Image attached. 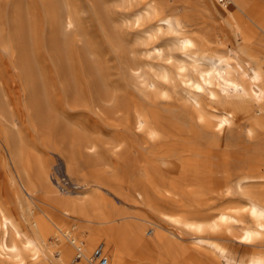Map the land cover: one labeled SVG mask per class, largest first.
<instances>
[{"label": "bare ground", "instance_id": "6f19581e", "mask_svg": "<svg viewBox=\"0 0 264 264\" xmlns=\"http://www.w3.org/2000/svg\"><path fill=\"white\" fill-rule=\"evenodd\" d=\"M134 1L133 13L121 19L106 4L103 9L96 5L98 14H103L100 18L108 40L121 60L122 73L138 90V101L119 100L110 88L108 72L93 60L96 50L82 52L94 100L99 105L112 102L109 111L119 113L106 122L110 132L96 130L97 135H92L69 122L57 126L53 136L46 125L48 105L34 94L37 89L30 83L38 79L33 76L36 68L30 65L33 60L25 69L34 79H26L33 91L32 96V91L26 93L30 94L27 108L36 136L33 143L25 140L19 118L8 112L10 103L0 92V123L7 126V151L25 195L16 193L14 206H7L0 195V264H97L98 248L108 257V264H264V252L233 260L219 244L203 236L205 231L225 229L239 242L264 241V9L245 14L243 8L250 0L221 4L219 0H182L179 13L171 0ZM56 2L53 7L49 4L50 23L57 26L56 33L51 32V44H58L57 49L52 46L61 61L64 52L58 48L63 40L58 39L63 35H59L79 20L77 11L61 13ZM189 8L200 15L190 16ZM15 15L10 16L13 27L9 25L13 56L22 52L21 41H30L22 40V31L29 25L22 20L25 26H21ZM204 17L219 20L225 29H211ZM129 22L141 32L134 39L124 32L123 26ZM2 29L0 21V34ZM64 35L66 40L68 33ZM142 50L159 61L148 64L137 54ZM68 65L62 68L67 70L65 75ZM178 81L180 113L170 112L163 104L177 90ZM76 84L66 82L67 90L75 89ZM236 122L242 129L240 138L227 133ZM243 140L260 147L246 151L248 144ZM108 153L117 160L108 161ZM54 155L64 160L76 188L62 190L54 183ZM217 157H222L220 163L215 161ZM179 193L189 199L180 205L199 210L215 195H237L243 201L218 207L216 214L212 211L215 216L210 214L213 217L203 215L211 212L209 206V213L173 214L154 199L172 200ZM40 195L47 205L39 202ZM113 198L142 202L159 212L161 219L181 223L195 235L184 243L176 230L146 212L114 203ZM14 208L18 215L12 213Z\"/></svg>", "mask_w": 264, "mask_h": 264}, {"label": "rangeland", "instance_id": "374dc122", "mask_svg": "<svg viewBox=\"0 0 264 264\" xmlns=\"http://www.w3.org/2000/svg\"><path fill=\"white\" fill-rule=\"evenodd\" d=\"M47 0H0V21L3 23V29L2 33V39L7 41H3L0 43V81L2 80V84L0 82L2 95L5 96L6 99H8L10 103V110L8 112L11 113V111L14 112L15 116L19 118L20 121V128L24 131V138L28 143H33L36 140V136L34 134V131L31 127L30 122V115L27 108V97L29 95L33 94V91L30 88L28 89V83L27 80L31 75L28 76L26 73L29 63L33 67L32 69L36 68V75L33 76L37 77L38 79L35 80L33 89H37V91H34V94L36 96L39 95L45 103H47V113L46 115V125L49 127L50 132L53 136L56 135V129L57 126H61L60 124L64 123H74L75 125H78L80 127H84L85 129L89 130L92 135H97L96 130L102 131V133L106 134L110 132L111 130L108 128L106 122L109 120L116 119L119 117V113H111L109 111V108L111 107L112 102L108 101L102 104H98L92 96L91 90H90V84H89V78H88V71L87 67L84 65V60L82 57H84L83 53L85 49V52L89 50L90 48H94L96 50V54L93 56V60L98 62L102 69H104L107 74H109V77L111 79V89L112 91L117 94V97L119 100H131V101H138L139 100V93L137 88L128 82V80L125 78L124 74L122 73V64L121 60L119 58L118 53L114 50V47L112 43L108 40V33H105V30L103 28L104 24L100 18V16H103L102 12L100 15L97 12V9L99 8L103 9L104 4L108 6V9H111V13H113L118 19L130 16L136 7V2L134 0H67L64 2L63 0L59 2L58 0V8L61 13H66L69 9L71 12H76L78 14V24L74 27H72L70 30H68L66 33H63L59 35L65 36L64 34L68 33V36H66V40H64V37L62 36L61 39L63 40L62 44L61 41L59 43L58 50L60 53H62V60L66 66L67 69H69V72L67 75H65L64 72H67V70H63L64 64L62 65V62L59 60V57L57 56L58 52H55L57 50L54 49V46L56 44H51L53 42L51 39H53V34L51 32L56 33V25L53 26L52 22V12L51 9L53 6V2L49 3L51 4L50 8L47 5ZM93 1H95L93 3ZM133 1L135 3H133ZM182 0H171L173 5L175 7H178V12L180 13V2ZM226 0H219V3H224ZM64 2V3H63ZM57 3V2H56ZM61 3V4H59ZM104 3V4H103ZM133 3V4H132ZM66 4V6L64 5ZM97 6V8L94 6ZM97 4V5H96ZM101 4V5H100ZM135 4V5H134ZM103 5V6H102ZM64 7V8H63ZM65 7L67 8L65 10ZM61 8V9H59ZM109 9V10H110ZM264 9V0H250V3L243 8V12L246 14H252L256 13L258 11H262ZM66 11V12H65ZM190 12V16L200 15L198 10H192L189 8L188 10ZM11 12L15 15L16 18H19L21 21L24 20L26 26L29 29H25L22 31V35H28L22 36V40L30 39V41L25 40L27 42L23 43L21 41L20 49L19 51H22L21 53H17V55H14L16 52L13 53V46L12 36H10V33L12 32L11 28L13 25L10 23L13 21V16L11 15ZM51 13V15L49 14ZM19 14V15H18ZM75 14V13H74ZM76 14V15H77ZM102 14V15H101ZM19 17H18V16ZM118 15V16H117ZM12 16V18H10ZM24 18H23V17ZM14 19L16 20V18ZM51 17V18H50ZM50 18V20H49ZM204 22L209 25L211 29L222 28V23H220L217 19H209L207 17H204ZM20 21V22H21ZM22 21L21 26L24 24ZM51 22V23H50ZM10 23V24H9ZM13 23V22H12ZM11 25V26H9ZM25 26V25H23ZM52 26V27H51ZM9 27V28H8ZM11 27V28H10ZM137 25L133 24L132 22H129V25L124 27L125 34L129 37L134 39L136 36L140 35L141 32L137 30ZM6 28V29H5ZM53 28V29H52ZM11 29V30H10ZM23 29V27H22ZM55 31H52L54 30ZM26 30H30L26 32ZM225 31V30H224ZM30 32V35H29ZM107 32V31H106ZM227 33V30L225 31ZM56 34V35H57ZM12 35V33H11ZM54 34V37L56 36ZM57 35V38L59 37ZM9 36V38H8ZM52 36V38H51ZM4 37V38H3ZM56 38V37H55ZM54 38V39H55ZM56 38V39H57ZM1 39V40H2ZM9 39V40H8ZM6 42V44H5ZM8 42V43H7ZM55 42H57L55 40ZM23 43V44H22ZM54 43V42H53ZM6 46H5V45ZM31 44L29 47L28 45ZM23 45H27L24 47L26 48L25 52L23 50ZM58 45V44H57ZM55 46V48L57 47ZM5 46V47H4ZM8 46V47H7ZM12 48H11V47ZM32 47V48H31ZM11 48V49H10ZM61 48V49H60ZM57 49V48H56ZM66 50V51H65ZM31 51V52H30ZM25 52V53H24ZM27 53V54H26ZM259 51H257V54ZM25 54V55H23ZM86 54V53H85ZM138 56L142 59H145V61L150 63H156L159 60L157 58H149L145 54V51H141L137 53ZM83 55V56H82ZM21 57V59L19 58ZM27 60L25 63L24 57ZM29 56L30 60L28 61L27 57ZM245 58H248L247 56H244ZM19 62V64L17 63ZM66 62V63H65ZM17 63V64H16ZM23 63V64H21ZM28 64V65H27ZM34 64V65H33ZM22 65V66H21ZM27 65V66H24ZM23 67V68H21ZM86 67V68H85ZM30 68V67H29ZM63 68V69H62ZM31 69V68H30ZM31 69V70H32ZM35 71V70H34ZM26 77H25V73ZM28 72V71H27ZM31 72V73H30ZM29 74H32V71H29ZM35 77V79H36ZM27 79V80H26ZM34 80V79H33ZM32 80V81H33ZM29 81V80H28ZM73 81L77 82V87L72 90H67L66 88V82ZM39 83L38 85L36 83ZM30 85V84H29ZM38 86V88H37ZM36 87V88H35ZM40 87V88H39ZM216 90L218 88L217 85L213 86ZM27 89V90H26ZM41 89V90H39ZM44 90V93H43ZM31 92L29 95L26 93ZM39 91V92H38ZM5 95H4V94ZM41 94V95H40ZM46 94V95H45ZM27 95V96H26ZM43 96V97H42ZM46 98H45V97ZM45 98V99H43ZM47 101V102H46ZM182 102V98L180 96V82L178 81V87L175 92L172 93L171 97L168 98L165 102H163L164 105L168 106L170 112H178L180 113V103ZM165 112V110H164ZM170 112H165L166 115H168ZM171 114V113H170ZM174 121H179L177 118H173ZM0 123V195L1 198L5 201L7 206H14L15 205V195L18 193L20 196L23 195V189L20 186V182L18 180V176L15 172V169L12 162L10 161V157L8 154V148H7V126ZM3 128V129H2ZM6 132V133H5ZM227 133H233L234 135H241L242 129L239 126V122H236L232 124L229 129L227 130ZM240 138V136H239ZM178 142H180V138L176 139ZM157 141V139H155ZM164 141V140H162ZM244 141V140H243ZM247 142L246 147L245 143L243 145L247 149H250L249 152H253V150H256L257 147H260V145H256L255 143L248 142L247 140L244 141ZM157 143V142H156ZM250 144V145H249ZM154 145V144H152ZM150 145V147H152ZM264 145V144H263ZM250 146V147H249ZM137 147L140 148V145ZM7 148V149H6ZM229 148V147H227ZM235 146H231L230 149H234ZM125 149L122 150L121 153H123ZM136 150V147L133 148V151L131 152L132 155H134V151ZM124 157L127 158L129 155L127 151H124ZM135 156V155H134ZM53 157V163H52V179L54 180V183L57 185L59 189V181H62L65 183V186L70 188V190L74 189L72 184L74 183V178L66 171V166L64 160L59 155H54ZM222 157H217L215 161L220 163L222 160ZM108 161H116V156L108 153L107 156ZM222 165L220 166V168ZM175 170H180V166L176 167ZM17 177V178H16ZM65 178L67 180H65ZM59 180V181H58ZM68 182V184L66 183ZM76 185V184H75ZM63 190V189H62ZM69 190V189H66ZM109 197H111L109 194H107ZM39 202L42 205H47V201L45 198H43L40 195ZM155 201L158 203L160 207L165 209L166 211H169L173 214H202L209 213V207L212 208L209 214H203L206 216H209L212 211L214 214H216L218 211V207L221 209L225 205H237L240 204L241 201H243L239 196L232 195V196H221V195H215L208 199L204 205H207L206 207L202 205L200 210L197 209V207L194 206H187V205H180L182 202H188L189 199L185 194H177L175 195L172 200L161 198L159 196L154 197ZM241 199V200H240ZM114 203L128 206L130 208L138 209L139 211L146 212L147 214L151 215L153 218L161 221V223L173 230H176L178 233H180V236L182 238V241L184 243H190L191 237L195 235V233L192 232L191 229H189L187 226L183 224H178L174 221H167L165 219H161V216L159 212L156 210H153L148 205L142 203V202H131L127 200H120L119 198H113ZM209 206V207H208ZM207 211H206V209ZM219 208L217 210H219ZM206 211V212H205ZM12 213L14 215H18L17 209H13ZM213 214V213H212ZM213 214V215H214ZM210 215V216H213ZM215 216V215H214ZM213 216V217H214ZM225 229H219L216 231H205L203 233V236L213 243H217L220 245L222 249H224V252H226L229 256L232 257L233 260H246L248 257L256 252H264V241L263 242H255V243H245V242H239L234 237H231L229 234L225 233ZM97 262V261H96Z\"/></svg>", "mask_w": 264, "mask_h": 264}, {"label": "built area", "instance_id": "2783aa9c", "mask_svg": "<svg viewBox=\"0 0 264 264\" xmlns=\"http://www.w3.org/2000/svg\"><path fill=\"white\" fill-rule=\"evenodd\" d=\"M65 180H67V179L65 178ZM58 181H59V180H58ZM62 181H63V180H62ZM62 181H59V186H60V188H61V189H69V190H70V188H68V186L66 187V186H65V183H63ZM66 183L68 184V182H66ZM72 186H73V188H76L75 182L72 184ZM95 255L98 257V262H97V264H108V257H107L105 254H103L101 248H98V249L96 250Z\"/></svg>", "mask_w": 264, "mask_h": 264}]
</instances>
